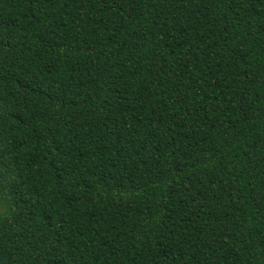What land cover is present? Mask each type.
<instances>
[{"label":"trees","instance_id":"16d2710c","mask_svg":"<svg viewBox=\"0 0 264 264\" xmlns=\"http://www.w3.org/2000/svg\"><path fill=\"white\" fill-rule=\"evenodd\" d=\"M0 264H264V0H0Z\"/></svg>","mask_w":264,"mask_h":264}]
</instances>
